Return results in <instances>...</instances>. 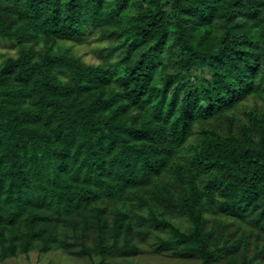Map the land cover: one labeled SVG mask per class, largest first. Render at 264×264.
<instances>
[{"label":"trees","instance_id":"1","mask_svg":"<svg viewBox=\"0 0 264 264\" xmlns=\"http://www.w3.org/2000/svg\"><path fill=\"white\" fill-rule=\"evenodd\" d=\"M0 40V261L264 264V0H0Z\"/></svg>","mask_w":264,"mask_h":264},{"label":"rangeland","instance_id":"2","mask_svg":"<svg viewBox=\"0 0 264 264\" xmlns=\"http://www.w3.org/2000/svg\"><path fill=\"white\" fill-rule=\"evenodd\" d=\"M105 45V41L99 38L91 37L83 43L73 45L77 54L89 64L100 63L98 57L99 50ZM16 54L15 46L8 42L0 40V65L7 56ZM254 101L249 100L248 106L253 105ZM196 136L192 138L194 141ZM185 227V221L177 219ZM156 242L154 239L149 240L145 244L140 245V254L129 258H114L110 259V264H200L197 257L185 254L183 256H175L173 251L165 253L156 252ZM97 260V259H95ZM0 264H92V261L79 256L75 252H64L63 250H53L47 254H40L38 249L31 251L29 254L19 253L15 257H10L0 261Z\"/></svg>","mask_w":264,"mask_h":264}]
</instances>
